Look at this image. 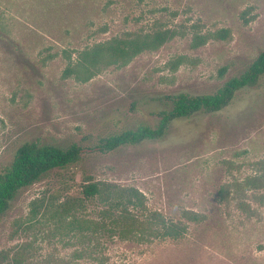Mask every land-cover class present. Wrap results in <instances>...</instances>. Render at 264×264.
I'll list each match as a JSON object with an SVG mask.
<instances>
[{
	"label": "rangeland",
	"instance_id": "rangeland-1",
	"mask_svg": "<svg viewBox=\"0 0 264 264\" xmlns=\"http://www.w3.org/2000/svg\"><path fill=\"white\" fill-rule=\"evenodd\" d=\"M220 28L228 38L212 37ZM165 29L174 34L159 47L110 63L114 40ZM195 33L207 42L192 46ZM97 44L105 61L86 73L83 52ZM261 50L264 0H0V172L26 141L88 147L155 126L164 95L210 93ZM69 65L88 78L66 75ZM262 168L264 73L220 111L173 120L160 140L85 150L20 189L0 217V264L18 249L23 264H64L78 241L51 214L87 179L138 188L148 211L181 229L151 240L105 232L90 258L68 264H264V187L253 182ZM101 207L81 213L95 218Z\"/></svg>",
	"mask_w": 264,
	"mask_h": 264
},
{
	"label": "trees",
	"instance_id": "trees-1",
	"mask_svg": "<svg viewBox=\"0 0 264 264\" xmlns=\"http://www.w3.org/2000/svg\"><path fill=\"white\" fill-rule=\"evenodd\" d=\"M170 29L157 30L145 36L128 40H114L110 44L109 58L111 62H126L133 56L148 49H155L173 36ZM230 35L228 28H220L212 33L216 39H226ZM207 36L195 33L191 45L199 47L207 42ZM102 46L95 45L83 52L81 65L86 73L99 63H104ZM226 67L219 68L222 75ZM69 65L66 75L76 73L87 79L89 75ZM264 73V50L242 72L226 79L210 93L176 92L163 96L169 105L167 109L156 112L159 117L155 126L141 124L135 128H127L120 132L101 137L95 145L84 147L79 143H71L65 147L52 144H39L26 141L16 149L11 162L0 172V217L8 209L11 200L18 191L29 186L55 168H64L78 162L85 150L109 152L125 145H137L142 141L162 139L175 119L187 118L197 112L212 113L220 111L232 102L236 93L242 88L254 85ZM259 170L254 181L257 187H264V168ZM262 197V196H260ZM258 199V198H257ZM260 199V198H259ZM260 199L259 201H262ZM92 203L101 204L98 217H87L81 213ZM247 209L251 210L249 204ZM184 217L192 222H201L204 214L186 210ZM51 217L70 228L78 241V248L72 250L71 257L64 261L68 264L84 257H91L98 246L103 233H114L120 238L151 240L155 237L175 236L180 227L177 223L167 221L157 210L148 211L144 193L134 186H121L109 181H93L87 179L82 184L81 196L69 199L53 209ZM22 249L13 253L11 258L4 255L6 264H23L20 257Z\"/></svg>",
	"mask_w": 264,
	"mask_h": 264
}]
</instances>
